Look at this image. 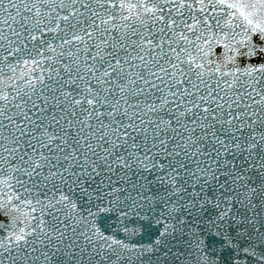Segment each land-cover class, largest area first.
Instances as JSON below:
<instances>
[{
    "label": "snow or ice",
    "instance_id": "6c2138e0",
    "mask_svg": "<svg viewBox=\"0 0 264 264\" xmlns=\"http://www.w3.org/2000/svg\"><path fill=\"white\" fill-rule=\"evenodd\" d=\"M0 264H264V0H0Z\"/></svg>",
    "mask_w": 264,
    "mask_h": 264
}]
</instances>
